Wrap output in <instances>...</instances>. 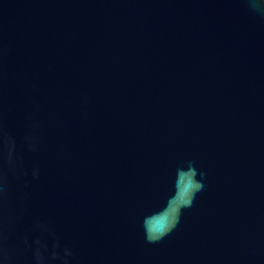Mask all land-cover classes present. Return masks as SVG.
I'll use <instances>...</instances> for the list:
<instances>
[{
  "label": "water",
  "instance_id": "obj_1",
  "mask_svg": "<svg viewBox=\"0 0 264 264\" xmlns=\"http://www.w3.org/2000/svg\"><path fill=\"white\" fill-rule=\"evenodd\" d=\"M0 0V264H264V0Z\"/></svg>",
  "mask_w": 264,
  "mask_h": 264
},
{
  "label": "clouds",
  "instance_id": "obj_2",
  "mask_svg": "<svg viewBox=\"0 0 264 264\" xmlns=\"http://www.w3.org/2000/svg\"><path fill=\"white\" fill-rule=\"evenodd\" d=\"M251 3H252V6H253L254 8L259 7V6L256 4L255 0H251Z\"/></svg>",
  "mask_w": 264,
  "mask_h": 264
}]
</instances>
